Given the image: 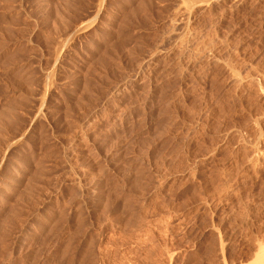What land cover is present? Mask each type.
I'll list each match as a JSON object with an SVG mask.
<instances>
[{"label": "rangeland", "instance_id": "374dc122", "mask_svg": "<svg viewBox=\"0 0 264 264\" xmlns=\"http://www.w3.org/2000/svg\"><path fill=\"white\" fill-rule=\"evenodd\" d=\"M175 3L0 0V264H210L264 223L239 145L260 100L227 72L264 83V0Z\"/></svg>", "mask_w": 264, "mask_h": 264}, {"label": "bare ground", "instance_id": "6f19581e", "mask_svg": "<svg viewBox=\"0 0 264 264\" xmlns=\"http://www.w3.org/2000/svg\"><path fill=\"white\" fill-rule=\"evenodd\" d=\"M171 1V0H170ZM174 1V0H173ZM244 2V0H175V7L176 10L182 15L184 16L188 21H191L193 19V16L195 18V14L198 12H205L206 10L209 9L210 6H221L222 8H225L223 6H226V4L228 2H232L233 5H237L241 2ZM255 1V0H254ZM246 2V1H245ZM103 3V2H102ZM174 3V2H173ZM229 4V3H228ZM245 4V3H244ZM100 5V4H99ZM230 5V4H229ZM228 5V7H229ZM232 5V6H233ZM97 6V5H96ZM231 6V8H232ZM249 6V5H248ZM220 9V8H218ZM217 9V10H218ZM230 9V8H229ZM211 10H212V7H211ZM211 10H209V13L212 14V12H210ZM227 10V6H226V9L225 11ZM95 11H96V14H95ZM100 7L98 6L96 8V10H94V16H98L99 13H100ZM177 11H176V15H177ZM215 11V10H214ZM221 12V9L219 10ZM219 11H215V12H219ZM224 10H222L223 12ZM236 11V10H235ZM174 12V11H173ZM171 12V13H173ZM221 12V13H222ZM197 13V14H198ZM207 13V11H206ZM205 13V14H206ZM230 13V12H229ZM103 14V13H102ZM200 14V13H199ZM202 14V13H201ZM217 14V13H216ZM173 15V14H172ZM207 15V14H206ZM214 15V14H213ZM225 15V14H224ZM174 16V15H173ZM220 16V15H219ZM99 17V16H98ZM181 17V16H180ZM184 17H181V18H184ZM175 18V17H173ZM192 18V19H191ZM215 18V17H214ZM217 18V17H216ZM180 19V18H179ZM191 19V20H190ZM177 20V19H176ZM184 20V19H183ZM215 20V19H214ZM11 21V20H10ZM62 21V20H61ZM182 21V20H180ZM90 22V21H89ZM174 22V20H173ZM193 22V21H192ZM168 23V22H167ZM182 23V22H181ZM185 23V21H184ZM176 24V23H175ZM188 24V23H187ZM185 24V25H187ZM86 25V24H85ZM84 25V26H85ZM88 25V24H87ZM179 25V24H177ZM184 25V24H183ZM189 25V24H188ZM84 26H81V27H76V29L74 28V31L73 33H79L82 32ZM174 26V24H173ZM87 28V27H86ZM184 28V26H183ZM48 29V28H47ZM188 29V28H187ZM187 29H183L184 31L181 32V34L177 32L181 35V36H184L186 35L187 32ZM176 30V29H175ZM182 30V29H180ZM49 32V31H48ZM52 32V31H50ZM49 32V33H50ZM84 32V31H83ZM172 32V31H171ZM190 32V31H189ZM71 33V32H70ZM72 33V34H73ZM166 33V32H165ZM46 34V33H45ZM48 34V33H47ZM169 34V33H168ZM178 34V35H179ZM170 35V34H169ZM175 35V34H174ZM188 36H190V34H187ZM186 35V36H187ZM193 35V34H192ZM204 35V34H203ZM46 36V35H45ZM50 36V34H49ZM71 36V35H70ZM180 36V37H181ZM66 37V36H65ZM177 37V36H176ZM202 37V36H201ZM52 38V37H51ZM59 38V37H58ZM62 38V37H61ZM206 38V37H205ZM28 39V38H27ZM47 39V38H46ZM63 39V38H62ZM188 39V38H187ZM195 39V38H194ZM199 39V38H198ZM204 39V38H203ZM182 40V39H181ZM183 40H186L183 38ZM182 40V41H183ZM190 40V39H189ZM202 40V39H201ZM192 41V39H191ZM199 41V40H198ZM189 42V41H188ZM210 42V41H209ZM57 43V42H56ZM60 43H61V40H60ZM179 43V42H178ZM186 44L183 42H181V44ZM191 43V42H190ZM201 43V42H199ZM173 44V43H172ZM175 44V43H174ZM189 44V43H187ZM186 44V45H187ZM211 44V43H210ZM158 45V44H157ZM177 45V44H176ZM191 45V44H190ZM203 45V44H202ZM178 46V45H177ZM179 46H180V43H179ZM178 48H181L182 46H180ZM185 46V45H184ZM183 46V47H184ZM198 46V45H197ZM204 46V45H203ZM216 46V45H215ZM162 47V46H161ZM182 47V49H184ZM188 47V46H187ZM210 47V46H209ZM208 47V48H209ZM190 48V47H188ZM188 48H185L184 50L186 51ZM192 48V47H191ZM195 48V47H194ZM202 48V47H201ZM59 49V48H58ZM156 49V48H155ZM199 49V48H198ZM213 49V48H212ZM216 49V48H215ZM179 50V49H178ZM183 50V51H184ZM206 50V49H205ZM210 50V49H208ZM217 50V49H216ZM58 51V50H56ZM156 50L154 51H151V56L153 55V52H155ZM180 51V50H179ZM198 51V50H197ZM146 52V51H145ZM200 52V51H199ZM197 52L196 55L199 53ZM210 53L212 51H209ZM156 53V52H155ZM157 53H159V51H157ZM191 53V52H190ZM193 53H194V50H193ZM164 54V53H163ZM187 54V53H186ZM192 54V53H191ZM209 54V53H208ZM155 55V54H154ZM153 55V56H154ZM195 55V54H194ZM193 55V56H194ZM212 55V53H211ZM214 55V54H213ZM218 55V53H217ZM224 55V54H223ZM59 56V55H58ZM150 55L148 54V57ZM180 56V55H179ZM178 56V57H179ZM189 56V55H188ZM187 56V57H188ZM202 56V55H201ZM200 56V57H201ZM207 56V55H206ZM226 56V55H225ZM146 57V56H144ZM208 57V56H207ZM210 57V56H209ZM214 57V56H212ZM216 57V56H215ZM150 58V57H149ZM211 58V57H210ZM147 59V58H146ZM190 59V58H189ZM198 59V58H197ZM196 59V60H197ZM201 59V58H200ZM199 59V60H200ZM208 59V58H207ZM213 59V58H212ZM217 59V58H215ZM214 59V60H215ZM221 58H219V60H216L217 62L220 61ZM211 60V59H210ZM170 61V60H168ZM166 61V62H168ZM176 61V60H175ZM174 61V62H175ZM204 61V60H203ZM222 61V60H221ZM224 61V60H223ZM227 61V60H226ZM163 62V61H162ZM194 62V61H193ZM208 62V61H207ZM229 62V61H228ZM227 62V63H228ZM196 63V61H195ZM213 63V62H212ZM149 64V63H148ZM162 64V63H161ZM200 64V63H199ZM207 64V63H206ZM224 64V62H223ZM175 65V64H174ZM192 65V64H191ZM226 65V63H225ZM195 66V65H194ZM193 66V67H194ZM231 65L228 66V70H232V69H229ZM247 66V65H246ZM179 67V66H178ZM227 68V65L226 67ZM234 68V67H233ZM244 68V66H243ZM250 68V67H249ZM184 69V68H183ZM181 70V69H179ZM249 70V69H248ZM247 70V71H248ZM253 71V68L251 69ZM178 71V70H177ZM200 71V70H199ZM243 71V70H241ZM250 71V70H249ZM167 72V71H166ZM181 72V71H180ZM197 72V71H196ZM227 72H230V75H228V83L230 85H236L238 86L239 88H246V86L248 85L249 88L251 87L252 89H254L256 91L253 92L254 90H252V92L255 94H257L256 98H258L260 101L264 99V87H262V85L264 84H260L261 86H259V84H257L256 78H254V76H251L250 79L249 78H246L245 76L241 75L240 73L236 72V71H227ZM251 73V72H250ZM249 73V74H250ZM258 73H260L258 71ZM197 74V73H196ZM229 74V73H228ZM254 74V73H253ZM262 74V73H261ZM264 74V73H263ZM246 75V74H245ZM168 76V75H167ZM247 76V75H246ZM154 77V76H153ZM161 77V76H160ZM179 77V76H178ZM248 77V76H247ZM255 79V81L253 80V78ZM263 77V76H262ZM227 79V78H226ZM264 79V78H263ZM259 83V82H258ZM188 84V83H187ZM187 86V85H186ZM235 86V87H236ZM237 87V89H238ZM225 88V87H224ZM234 89V87H232ZM49 89V88H48ZM236 89V88H235ZM240 89L241 91L245 90V89ZM248 89V87L246 88V90ZM235 92V91H234ZM248 92L250 93L249 89H248ZM247 92V93H248ZM238 93V92H237ZM248 93V94H249ZM143 94V93H142ZM252 95V96H254ZM248 96V95H247ZM250 97V96H249ZM145 98V97H144ZM253 98V97H252ZM257 99V100H258ZM260 101H256L259 103V105L257 106L256 105V102H255V109L254 111H252L248 117V119L246 120V123H245V134L243 136V138L241 137V142H240V148L242 149V157H243V163H244V166H245V170H246V175L251 177L252 174H254L256 176V178H262L264 179V176H263V172H264V106L262 104H260ZM254 102V101H253ZM262 103V101H261ZM40 104V103H39ZM241 104V103H240ZM253 104V103H252ZM41 105V104H40ZM39 105V106H40ZM210 105V104H209ZM211 106V105H210ZM214 106V105H213ZM37 107V106H36ZM215 107V106H214ZM253 109V108H252ZM212 110V109H211ZM228 110V109H227ZM40 110H38L37 112H39ZM205 111V110H204ZM210 112V111H209ZM44 113V112H43ZM196 113V112H195ZM41 114V113H40ZM225 114V113H224ZM36 115V114H35ZM218 115V114H217ZM216 115V116H217ZM40 117V116H39ZM200 117V116H199ZM180 118V117H179ZM210 118V117H209ZM213 121V120H212ZM233 122V121H232ZM2 124V123H1ZM90 124V123H89ZM88 126V125H87ZM233 128V127H232ZM92 129V128H91ZM94 129V128H93ZM231 129V128H230ZM189 130V129H187ZM92 131V130H90ZM220 131V130H219ZM224 132V131H223ZM236 132V131H235ZM167 133V132H166ZM228 134V133H227ZM232 134V133H231ZM173 135V134H172ZM79 136V135H78ZM85 136V135H84ZM191 136V135H190ZM202 140V139H201ZM211 140V139H210ZM223 140V139H222ZM239 140V139H238ZM239 140V141H240ZM81 141V140H80ZM238 141V142H239ZM9 142V141H8ZM11 142V141H10ZM157 143V142H156ZM204 143V142H203ZM220 143V142H219ZM205 144V143H204ZM196 145V144H195ZM234 145V144H233ZM204 148V147H203ZM207 148V147H206ZM226 148V147H225ZM200 150V149H199ZM205 151V149H204ZM209 151V150H208ZM88 152V151H87ZM207 152V151H206ZM210 152V151H209ZM196 153V152H195ZM205 153V152H204ZM208 153V152H207ZM211 153V152H210ZM75 154V153H74ZM209 154V153H208ZM214 154V153H213ZM202 155V154H201ZM206 155V154H205ZM207 156V155H206ZM210 157V156H209ZM171 165V164H170ZM169 165V166H170ZM231 165V164H230ZM70 166V165H69ZM194 169V168H193ZM39 170V169H38ZM186 171V170H185ZM188 174V173H187ZM193 174V173H192ZM170 176V175H169ZM192 176V175H191ZM253 176V175H252ZM254 176V177H255ZM194 177V176H193ZM30 178V177H29ZM61 179V178H60ZM255 179V178H254ZM262 179V181H263ZM167 181V180H166ZM261 181V182H262ZM264 182V181H263ZM162 187V186H161ZM58 189V188H57ZM90 192V191H89ZM220 193V192H219ZM25 194V193H24ZM229 194V193H228ZM158 198V197H157ZM123 200V199H122ZM206 201V200H205ZM16 203V202H15ZM205 203V202H203ZM198 204V203H197ZM206 204V203H205ZM45 206V205H44ZM85 206V205H84ZM17 207V206H16ZM154 207V206H153ZM12 208V207H11ZM106 209V208H105ZM15 210V209H14ZM127 215V214H126ZM151 221V220H150ZM73 223V222H72ZM126 223V222H125ZM53 224V223H52ZM96 224V223H95ZM248 224V223H247ZM246 224V225H247ZM264 223H260V225H256V226H252V227H255L252 229V227H246L244 229H242V232H241V236H242V239L245 243V249L242 251V253L238 256L237 254L235 255L234 253L231 252L230 250V239L229 241H227V239L225 241L221 240V238L219 237V239L217 241H215L214 245H213V255H212V261H210L211 263L210 264H264V226H263ZM117 225V224H116ZM244 226V225H243ZM83 228V227H82ZM149 228V227H148ZM78 229V228H77ZM240 229V228H239ZM239 231V230H238ZM240 233V232H239ZM218 236V235H217ZM241 239V237H240ZM89 244V243H88ZM233 245V244H232ZM89 246V245H88ZM88 252V251H87ZM90 253V252H89Z\"/></svg>", "mask_w": 264, "mask_h": 264}]
</instances>
